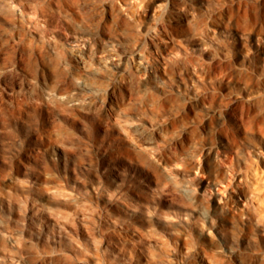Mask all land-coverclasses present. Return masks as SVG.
Returning <instances> with one entry per match:
<instances>
[{
  "label": "rangeland",
  "instance_id": "rangeland-1",
  "mask_svg": "<svg viewBox=\"0 0 264 264\" xmlns=\"http://www.w3.org/2000/svg\"><path fill=\"white\" fill-rule=\"evenodd\" d=\"M13 4L0 264H264V0Z\"/></svg>",
  "mask_w": 264,
  "mask_h": 264
},
{
  "label": "clouds",
  "instance_id": "clouds-1",
  "mask_svg": "<svg viewBox=\"0 0 264 264\" xmlns=\"http://www.w3.org/2000/svg\"><path fill=\"white\" fill-rule=\"evenodd\" d=\"M0 5L7 6L10 9L15 7L13 4V0H0ZM60 99H64V98L61 97ZM262 155H264V154H262ZM198 160H199V155L193 154L191 156V158L185 162L186 166L191 165L192 170L195 171L197 169L196 161H198ZM196 179H197L196 176H191L185 181V183L189 186V190L191 191L192 195H195V193H196L195 187L192 186Z\"/></svg>",
  "mask_w": 264,
  "mask_h": 264
},
{
  "label": "bare ground",
  "instance_id": "bare-ground-1",
  "mask_svg": "<svg viewBox=\"0 0 264 264\" xmlns=\"http://www.w3.org/2000/svg\"><path fill=\"white\" fill-rule=\"evenodd\" d=\"M84 85L85 84L81 83V84L78 85V87L84 88ZM73 100H74V98L71 99V101H73Z\"/></svg>",
  "mask_w": 264,
  "mask_h": 264
}]
</instances>
